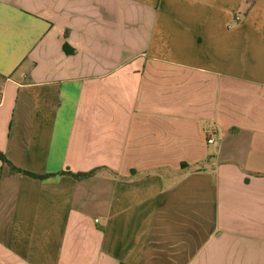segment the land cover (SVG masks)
<instances>
[{
	"label": "crops",
	"instance_id": "obj_1",
	"mask_svg": "<svg viewBox=\"0 0 264 264\" xmlns=\"http://www.w3.org/2000/svg\"><path fill=\"white\" fill-rule=\"evenodd\" d=\"M0 152V264H264V0H0Z\"/></svg>",
	"mask_w": 264,
	"mask_h": 264
},
{
	"label": "trees",
	"instance_id": "obj_2",
	"mask_svg": "<svg viewBox=\"0 0 264 264\" xmlns=\"http://www.w3.org/2000/svg\"><path fill=\"white\" fill-rule=\"evenodd\" d=\"M64 49L69 52V49H68V46L65 45L64 46ZM0 160H2V162H4L5 164H7L9 167H10V172L12 174H25V175H29V176H32V177H36V178H45L46 176H37L35 174H32V173H28L26 171H23L17 167H15L13 164H11L7 159L6 157L0 152ZM97 172V170H93V171H90V172H87V173H78V174H73V173H65V174H68V175H71L73 176L75 179L77 180H81V179H86V178H89L91 176H93L95 173Z\"/></svg>",
	"mask_w": 264,
	"mask_h": 264
},
{
	"label": "built area",
	"instance_id": "obj_3",
	"mask_svg": "<svg viewBox=\"0 0 264 264\" xmlns=\"http://www.w3.org/2000/svg\"><path fill=\"white\" fill-rule=\"evenodd\" d=\"M237 21H240V17L235 18ZM216 143V133L213 130L208 131L207 135V144L213 145Z\"/></svg>",
	"mask_w": 264,
	"mask_h": 264
}]
</instances>
